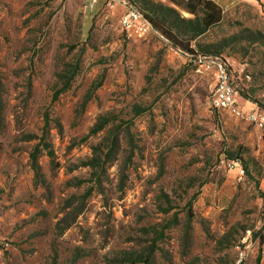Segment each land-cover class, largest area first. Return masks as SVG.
Instances as JSON below:
<instances>
[{"label": "rangeland", "instance_id": "obj_1", "mask_svg": "<svg viewBox=\"0 0 264 264\" xmlns=\"http://www.w3.org/2000/svg\"><path fill=\"white\" fill-rule=\"evenodd\" d=\"M212 1L195 48L264 111V0ZM109 2L0 0V264H264V130L212 108L204 54Z\"/></svg>", "mask_w": 264, "mask_h": 264}, {"label": "trees", "instance_id": "obj_2", "mask_svg": "<svg viewBox=\"0 0 264 264\" xmlns=\"http://www.w3.org/2000/svg\"><path fill=\"white\" fill-rule=\"evenodd\" d=\"M134 5L142 3L138 10L152 24L154 30L168 39L174 46L191 54L219 57L220 50L205 49L194 43L199 37L209 32L213 27L219 25L223 20L222 8L212 0H169L176 6L182 8L193 18L183 17L175 8L164 6L154 0H130ZM61 92H56L53 101H56ZM48 125L46 126V128ZM46 150L49 146L46 145ZM52 154V152H49ZM37 153L32 155V165L37 167ZM190 207L192 203L190 202Z\"/></svg>", "mask_w": 264, "mask_h": 264}, {"label": "built area", "instance_id": "obj_3", "mask_svg": "<svg viewBox=\"0 0 264 264\" xmlns=\"http://www.w3.org/2000/svg\"><path fill=\"white\" fill-rule=\"evenodd\" d=\"M96 3L98 0H92ZM114 0H110L109 6L114 8ZM123 29L131 34L145 35L149 32H157L152 24L135 7L131 6L128 12L122 17ZM201 62L207 70L214 72V87L211 106L214 110L228 112L232 115L245 116L248 121L257 124L264 130V111L259 108L250 112H243L238 100V93L234 88V76L227 62L220 57L202 56ZM232 169H236L243 177L245 170L238 162H232Z\"/></svg>", "mask_w": 264, "mask_h": 264}]
</instances>
